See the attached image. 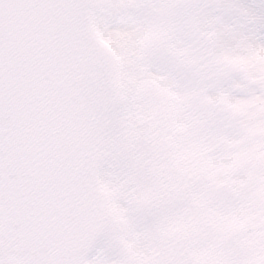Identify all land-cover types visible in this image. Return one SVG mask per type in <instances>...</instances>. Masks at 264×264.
<instances>
[{"label": "snow or ice", "instance_id": "1", "mask_svg": "<svg viewBox=\"0 0 264 264\" xmlns=\"http://www.w3.org/2000/svg\"><path fill=\"white\" fill-rule=\"evenodd\" d=\"M0 264H264V0H0Z\"/></svg>", "mask_w": 264, "mask_h": 264}]
</instances>
